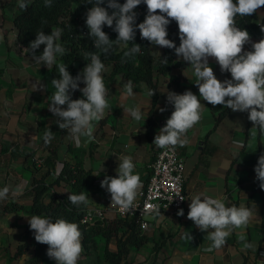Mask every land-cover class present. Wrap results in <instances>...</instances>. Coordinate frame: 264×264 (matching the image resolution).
<instances>
[{
	"label": "crops",
	"instance_id": "0c3cea01",
	"mask_svg": "<svg viewBox=\"0 0 264 264\" xmlns=\"http://www.w3.org/2000/svg\"><path fill=\"white\" fill-rule=\"evenodd\" d=\"M17 10L18 0H0V189L6 185L12 189L23 187L21 194L10 193L7 199L0 200V264H35L32 261L33 246L20 255L16 253L21 244L36 242L28 222L32 216L30 208L33 203L30 190L33 179L32 160L47 158L51 153L42 141L45 131L50 128L53 132L51 141H58L56 157L49 163L50 172L46 180H55L65 159L82 160L84 167L91 170V179L82 191L89 197L87 208H99L104 212L105 219H112L119 213L117 207L111 205L110 193L100 187L101 181L105 176H116L120 158L131 156L135 172L139 173L144 185L150 174V163L156 148L154 138L174 110L167 103V93L172 91L183 94L190 90L199 97V90L190 64L184 68L173 67L168 73L155 74L159 95L153 105L146 82L133 87L135 95L127 97L124 95L127 82L123 75L116 73L111 76L112 65L106 64L102 75L108 88L110 108L106 110L103 120L94 122L95 139L86 142L87 138L81 137V144L77 147L67 130L59 128L56 123L59 117L48 108L55 92L51 84V68L36 64L32 53L18 41L14 24ZM257 20L262 30L264 7L257 11ZM249 34L251 42L244 46L245 51H251L252 43L260 41L258 36ZM123 46L124 43L120 42L116 49ZM163 51L164 48L151 44L155 58ZM209 64L219 80L231 79L230 73L221 72L214 58H209ZM39 83L45 85L46 90L38 88L34 91L33 84ZM84 86L82 84L80 88ZM80 94L82 97L81 91ZM201 103L205 106L202 119L186 133L189 143L183 147L177 145L185 161L184 188L187 199L183 208L184 215L150 213L146 226L142 228L147 241L140 247L131 246L120 264H264V190L259 187L260 182L254 171L258 158L264 154V134L257 131L255 140L251 139L253 124L247 112H234L223 105L213 107L203 100ZM62 107L66 108V105ZM127 107H139L142 119L136 121L125 113ZM151 109L156 120L153 139L147 135V120ZM161 109L166 110L161 112ZM234 141L240 143L235 144ZM69 146H72V152ZM45 169L44 166L38 174ZM68 189L69 186L63 181L54 183L43 199L49 202L55 194L66 195ZM197 194L202 197H223L226 206L244 204L254 211L257 209V214L247 229L234 230L224 247L205 252L204 249L211 243L206 238L207 232L200 231L187 218L190 200ZM139 197L140 194L137 200ZM9 202H17L22 208L5 211L4 205ZM240 231L245 232L246 241L254 244L257 250L243 247V242L237 236ZM185 232L193 237L191 241L183 238ZM101 244L104 247V240ZM82 245L84 250L78 264L97 262V255L92 259L93 251L83 241ZM103 247L99 252H102ZM110 249H116L115 240L111 241ZM45 258L42 264H56L47 252ZM99 258L104 260L103 255Z\"/></svg>",
	"mask_w": 264,
	"mask_h": 264
},
{
	"label": "clouds",
	"instance_id": "9594fccd",
	"mask_svg": "<svg viewBox=\"0 0 264 264\" xmlns=\"http://www.w3.org/2000/svg\"><path fill=\"white\" fill-rule=\"evenodd\" d=\"M30 0H18V8L26 10ZM105 0H90L93 6L86 13V26L89 36L94 40V46L100 52L107 54L114 45L120 42L128 44L135 40L139 30L141 39L149 41L154 46L174 49L177 57L188 62L196 77L195 85L199 97L190 90L183 94L169 91L167 103L174 110L167 119L153 144L161 149L174 150L177 145L183 147L189 143L186 133L202 119L206 101L213 107L223 105L236 112H247L253 127L250 137L255 140L257 131L264 134V39L252 43L251 51H245L244 46L251 42L247 30L236 26V17L251 16L264 7V0H126L120 4L118 0H107V7H102ZM141 3L147 7L143 22L137 24V13L134 11ZM52 0H45V7H51ZM108 9H112L111 13ZM171 21L178 25L180 44L168 39V26ZM114 26L118 34L115 40H110L103 27ZM264 31V28H262ZM63 29L53 28L50 34L43 30L36 33V39L30 43L33 60L51 68L57 62V56L65 55L69 50L60 41ZM43 51L36 55L41 46ZM141 52L139 44L124 52V57H133ZM90 63H87L82 73L73 77L63 63L58 64L59 78L52 79L55 88L52 94L49 111L59 117L56 121L59 128L67 130L77 147L81 137L86 142L95 139V123L105 118L106 110L110 108L107 100L108 88L105 86L102 73L106 70L100 55L88 52ZM209 58L220 66L221 72H228L231 79L219 80L209 64ZM167 64V58L163 59ZM85 86L80 88V83ZM34 91L38 88L46 90L42 84H33ZM79 90L84 98L72 99L71 93ZM155 90H149L152 97ZM124 95L133 97V82L129 80L124 85ZM66 108L62 107L65 106ZM166 109H161L163 112ZM125 113L136 121L142 119L139 107H127ZM53 132L48 128L43 136L45 144L51 142ZM239 144V141H234ZM121 163L116 169V176H105L100 187L106 189L111 196V205L121 213L133 211L136 208L137 196L143 187L139 173L135 172V164L131 156L120 158ZM227 167V162L225 163ZM259 187L264 190V154L258 158L254 168ZM22 186L12 189L10 185L0 189V200L7 199L9 194L19 195ZM182 201L183 196H178ZM69 202L77 207L89 204L85 193L70 194ZM189 204L187 218L194 222L202 232H207L206 238L211 242L205 252L219 250L227 243V238L237 229H247L257 209L240 204L226 206L223 197L213 198L197 194ZM147 211L160 214L158 205H148ZM184 215L183 209L177 213ZM34 238L40 244L48 245L47 255L56 264H78L83 253L82 232L79 225L63 218L53 221L50 217L32 215L28 219ZM238 240L243 242L245 249L257 250L256 246L246 241L244 231L237 233ZM183 238L192 240L190 233L185 232Z\"/></svg>",
	"mask_w": 264,
	"mask_h": 264
},
{
	"label": "trees",
	"instance_id": "16d2710c",
	"mask_svg": "<svg viewBox=\"0 0 264 264\" xmlns=\"http://www.w3.org/2000/svg\"><path fill=\"white\" fill-rule=\"evenodd\" d=\"M120 4L126 0H118ZM93 5L90 0H52L51 7H45V0H30L26 10L18 8L14 15V24L17 29V38L20 45L27 51L31 52L30 43L36 39V33L43 30L45 34H50L53 28L63 29L60 41L69 51L61 56H57V62L50 69V77L52 79L59 78L58 64L63 63L67 66L69 73L76 77L82 73L87 63H90L88 52H96L100 55L101 61L112 65L111 76L116 73H121L128 82H133V87L139 85L140 82H146L149 90H155L152 96L153 105L156 104L158 98V83L155 79L156 73H168L173 67L184 68L189 63L180 60L175 54L174 49L164 48V51L158 58H155L151 52V43L141 39L139 30L136 31L135 40L124 43V46L117 50L116 45L107 54L100 52L94 46V40L89 36V29L86 26V13ZM107 7V0L101 5ZM111 13L112 9H108ZM137 13L136 23L144 21L147 14V7L141 3L135 10ZM113 27L105 25V31L110 40L117 38V33ZM236 26L247 30L264 39V34L257 20V13L251 16L236 17ZM168 39L172 40L178 47L180 44L178 35V25L175 21H171L168 26ZM123 43V42H121ZM139 44L141 52L133 57H124V52L128 51L132 44ZM43 45L36 50L39 55L43 51ZM167 58V64L163 59ZM83 83L81 82L79 87ZM72 99H81L80 91L76 90L71 93ZM220 116L217 117L216 124ZM156 128V120L153 117L152 109L149 112L147 120V135L150 139L154 137ZM43 143L44 139H42ZM50 150V155L47 158L40 160H32L33 179L31 184V192L33 194V203L30 208L32 215H42L50 217L53 221L57 218H63L69 222H74L79 225L82 232V241L91 251L99 249V240H104L102 255L107 264H120L126 258L131 246L140 247L147 241L146 235L142 232L141 221L137 214H118L112 219L97 220L94 224L83 222V218L87 211V206L81 205L77 207L72 205L68 197L70 194H80L87 186L91 179V170L83 165L82 160L65 159L55 180L48 182L46 176L50 172V161L56 157L58 141L54 140L45 144ZM69 151L72 152V146H69ZM31 154V153H28ZM44 171L40 172L43 167ZM65 182L68 186L66 195L55 194L49 202L44 201V196L49 188L54 183ZM22 208L17 202H9L4 205L5 211L17 210ZM264 226V222H263ZM112 240L116 242V249H110ZM33 246L34 254L32 261L35 264H42L46 260V252L48 245L40 244L37 241L33 243H23L19 246L16 255H20L24 250Z\"/></svg>",
	"mask_w": 264,
	"mask_h": 264
},
{
	"label": "built area",
	"instance_id": "2783aa9c",
	"mask_svg": "<svg viewBox=\"0 0 264 264\" xmlns=\"http://www.w3.org/2000/svg\"><path fill=\"white\" fill-rule=\"evenodd\" d=\"M150 174L136 200V208L128 214H137L142 228L147 224L148 205H158L160 212L178 213L184 208L187 194L184 188L185 161L177 146L174 150L161 149L156 146L150 163ZM183 196L182 201L178 196ZM117 212L121 213L118 208ZM105 219L104 212L99 209H88L83 222L94 224L97 220Z\"/></svg>",
	"mask_w": 264,
	"mask_h": 264
},
{
	"label": "rangeland",
	"instance_id": "374dc122",
	"mask_svg": "<svg viewBox=\"0 0 264 264\" xmlns=\"http://www.w3.org/2000/svg\"><path fill=\"white\" fill-rule=\"evenodd\" d=\"M102 241H103V240H101V239L99 240V249H98L97 251H94V252L91 253V255L93 256L92 259H94V258L96 257V255H97V258H98L97 262H95L94 264H107V262L105 261V259L102 260L101 258H99L100 256L102 257V252H99L100 249H102L101 247H103V244H101ZM101 245H102V246H101ZM100 246H101V247H100ZM111 247H113V244L111 245ZM103 258H104V257H103Z\"/></svg>",
	"mask_w": 264,
	"mask_h": 264
}]
</instances>
